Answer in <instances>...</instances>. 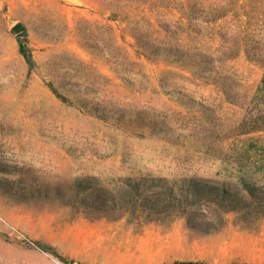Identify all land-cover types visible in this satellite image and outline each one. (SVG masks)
I'll use <instances>...</instances> for the list:
<instances>
[{"label": "rangeland", "instance_id": "1", "mask_svg": "<svg viewBox=\"0 0 264 264\" xmlns=\"http://www.w3.org/2000/svg\"><path fill=\"white\" fill-rule=\"evenodd\" d=\"M126 178L264 189V0H0V264H264V219L85 216Z\"/></svg>", "mask_w": 264, "mask_h": 264}, {"label": "trees", "instance_id": "2", "mask_svg": "<svg viewBox=\"0 0 264 264\" xmlns=\"http://www.w3.org/2000/svg\"><path fill=\"white\" fill-rule=\"evenodd\" d=\"M20 52L28 62H33L25 36L20 40ZM85 201L88 202V210L84 214L90 219L108 217L119 220L130 217L151 223L184 218L189 227L204 233L223 229L231 213L242 214L247 223L264 219L262 187L244 184L241 189L228 188L198 178H184L172 183L161 180L151 184L143 178H126L116 193L98 191Z\"/></svg>", "mask_w": 264, "mask_h": 264}, {"label": "crops", "instance_id": "3", "mask_svg": "<svg viewBox=\"0 0 264 264\" xmlns=\"http://www.w3.org/2000/svg\"><path fill=\"white\" fill-rule=\"evenodd\" d=\"M179 219V218H178ZM171 226H166L161 224L160 222H151L144 228V232L148 237H159L162 235H181V234H188L189 228L187 223L183 220L176 221L170 224ZM164 248L165 245L157 246L156 242H151L146 244L144 248L146 249H155V248Z\"/></svg>", "mask_w": 264, "mask_h": 264}]
</instances>
